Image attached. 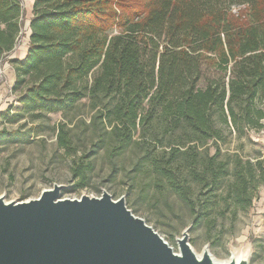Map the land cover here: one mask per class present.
<instances>
[{
  "label": "trees",
  "instance_id": "1",
  "mask_svg": "<svg viewBox=\"0 0 264 264\" xmlns=\"http://www.w3.org/2000/svg\"><path fill=\"white\" fill-rule=\"evenodd\" d=\"M236 1L238 15L233 0H33L25 56L8 62L20 105L11 121L39 122L37 132L59 114L65 152L74 150L67 131L81 108L96 151L115 157L145 138L166 141L140 161L186 204L196 227L227 175L216 164L226 156L220 144L264 129V0ZM22 17L20 0H0V62L19 41ZM8 136L0 132V142ZM88 167L75 163L76 184L65 193L86 186ZM253 167L263 179L264 159ZM247 185L235 171L228 192L243 210L252 203Z\"/></svg>",
  "mask_w": 264,
  "mask_h": 264
},
{
  "label": "rangeland",
  "instance_id": "2",
  "mask_svg": "<svg viewBox=\"0 0 264 264\" xmlns=\"http://www.w3.org/2000/svg\"><path fill=\"white\" fill-rule=\"evenodd\" d=\"M20 1L23 8L20 38L14 51L0 62V132L9 134L0 142V197L4 202L36 199L54 185L63 187L61 199L100 198L106 193L113 201L123 198L126 209L176 254L177 241L186 232L188 244L196 255L206 249L219 263L243 260L246 264H264V177L261 179L258 172L253 173L256 160L264 159V129L240 139L230 136L220 144L226 156L217 159L216 164L226 170L227 175L210 197L199 224L192 228L194 216L186 204L140 161L145 149L152 150L153 144L160 146L166 141L156 143L145 138L146 143L133 145L123 155L115 157L109 154V148L96 151L97 132L79 122H87L90 118L88 109L81 108L67 131L74 150L65 152L58 146L56 128L62 121L59 114L48 116L37 132L34 128H38L39 122L11 121L20 105L11 92L15 79L8 62L12 58L22 59L27 50L28 25L32 17L33 0ZM233 2L230 7L238 15L242 6L239 1ZM7 110H10L9 117L4 115ZM22 134L30 136L29 140L24 141ZM208 149L213 154V149ZM204 152L205 149L201 151ZM81 160L89 165L86 186L75 193H65L76 184L71 170ZM235 171L247 179L246 193L252 197L251 205L245 210L233 203L228 192L235 183ZM191 187L190 197L194 199L196 189L194 185Z\"/></svg>",
  "mask_w": 264,
  "mask_h": 264
},
{
  "label": "water",
  "instance_id": "3",
  "mask_svg": "<svg viewBox=\"0 0 264 264\" xmlns=\"http://www.w3.org/2000/svg\"><path fill=\"white\" fill-rule=\"evenodd\" d=\"M62 188L21 202L0 197V264H246L196 258L186 232L176 254L123 198L61 199Z\"/></svg>",
  "mask_w": 264,
  "mask_h": 264
},
{
  "label": "bare ground",
  "instance_id": "4",
  "mask_svg": "<svg viewBox=\"0 0 264 264\" xmlns=\"http://www.w3.org/2000/svg\"><path fill=\"white\" fill-rule=\"evenodd\" d=\"M206 253H208L207 252V250L206 249H203V252L200 254V255H196V258H198V259H200L201 257H203ZM210 258L212 259V261H214V262H217V261H215L211 256H210ZM236 263H238V262H244L243 260H237V261H235Z\"/></svg>",
  "mask_w": 264,
  "mask_h": 264
},
{
  "label": "crops",
  "instance_id": "5",
  "mask_svg": "<svg viewBox=\"0 0 264 264\" xmlns=\"http://www.w3.org/2000/svg\"><path fill=\"white\" fill-rule=\"evenodd\" d=\"M25 56V52L23 53V56H22V58ZM19 59H21V58H19ZM12 70V69H11ZM13 78H14V76H13ZM13 82H14V80H13Z\"/></svg>",
  "mask_w": 264,
  "mask_h": 264
}]
</instances>
